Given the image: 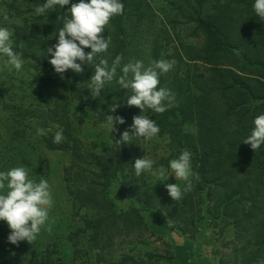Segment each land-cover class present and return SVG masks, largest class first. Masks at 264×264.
<instances>
[{
  "label": "trees",
  "instance_id": "16d2710c",
  "mask_svg": "<svg viewBox=\"0 0 264 264\" xmlns=\"http://www.w3.org/2000/svg\"><path fill=\"white\" fill-rule=\"evenodd\" d=\"M23 2L31 14L16 26L12 46L23 54L22 59L29 60L32 68L27 79L31 88L25 87L30 103L16 104L12 121L9 117L6 120L11 123L10 131L15 124L16 143L26 138V133L37 134L32 129V122L37 121L42 128L47 126L41 137L46 149L71 154V163L64 171L69 200L76 216L81 212L91 216L69 230L73 254L82 255L79 262L93 263V256L100 260L103 253L118 249L119 238L129 239L132 244L144 242L148 235L162 238L167 219L192 241L202 232L200 221L207 220L208 227L219 231L223 247L230 250L222 252L219 264H264V146L255 151L243 142L251 133L254 117L264 113V20L255 15L254 0L171 2L170 11L186 9L187 23H194L186 29L187 40L197 37L200 44L179 42V34L174 36L166 26L158 29L151 0H122V14L112 17L105 27L103 35L111 37L105 57L110 64L117 55L122 56L121 66L137 60L143 61L145 67L157 60L176 62L160 76L158 85L171 90L174 105L164 113L144 110L160 127L150 145L153 149L161 146V156L141 151L142 138L135 136H131V142L119 145L117 139L130 130L133 117L141 111L126 104L131 89H120L114 79L99 98L93 99L87 87L94 65H85L81 73L69 70L61 78L44 58L47 47L57 42L55 35L64 23V10L50 9L36 15L34 9L41 0H14L12 7L18 10L16 4ZM173 24L175 27V20ZM173 43L176 46L168 50ZM120 74L118 68L117 77ZM73 100L90 106L98 122H105L108 114L125 120L115 125L117 135L103 154L87 152L73 135L69 117ZM115 103V113H109ZM23 109L26 112H21ZM19 126L25 129L21 131ZM189 126L194 131H189ZM52 127L64 130L65 139L59 144L53 142L56 131H51ZM154 139L159 144H154ZM183 150L192 153L196 176L191 190L181 200L173 201L168 195L165 184L170 183L166 178L158 179L152 172L135 175L132 163L136 158L145 156L155 161L154 169H167L169 160ZM122 199H132L140 208L118 212L116 203ZM143 211L157 213L153 226L148 225ZM229 231L233 233L231 239L225 236ZM9 232L7 223L0 221V251L5 248L0 264L68 263L60 254L58 242L42 240L43 244L36 239L31 244L12 245L7 241ZM172 246L176 254H183L185 248L188 254L186 246ZM165 259L148 254L137 257L123 251L113 264H163Z\"/></svg>",
  "mask_w": 264,
  "mask_h": 264
},
{
  "label": "clouds",
  "instance_id": "9594fccd",
  "mask_svg": "<svg viewBox=\"0 0 264 264\" xmlns=\"http://www.w3.org/2000/svg\"><path fill=\"white\" fill-rule=\"evenodd\" d=\"M67 6V7H66ZM64 10V23L55 35L57 42L47 47L48 63L55 74L64 78L71 70L75 73L84 71V66L94 65V72L89 79L87 89L90 96L99 98L106 85L116 80L120 89H131L126 104L140 109V114L133 117L130 130L124 131L119 139L121 143L131 142V136L152 140L160 127L155 120L144 114L145 109L155 113H164L175 102L171 90L158 87L160 76L168 73L175 65V60H157L145 67L143 61L128 62L121 66L122 56L117 55L111 62L106 57L111 45V37L103 35L110 19L123 12L122 0H44L35 9L36 15H44L48 10ZM253 11L264 20V0H254ZM7 19V15L5 14ZM12 33L7 27L0 26V57H6V65L19 73L24 67L22 53L13 49ZM90 49V51H85ZM79 61V62H78ZM120 75L117 77V69ZM118 104L109 113H115ZM123 117L108 114L106 127L113 133L118 131L117 124H124ZM63 128H59L54 143H61L65 137ZM39 135H45L43 128L37 129ZM253 150L264 146V113L254 117L250 135L244 140ZM155 161L143 156L136 158L132 166L137 177L146 172L158 179L174 177L184 182L183 188L177 184H165L168 195L173 201L182 199L185 192L192 188V178L196 176L192 166V153L183 150L177 158L154 169ZM168 169L173 175H168ZM54 204L49 182L41 179L38 182L29 178V171L24 166L12 167L0 171V221H5L10 229L7 241L12 245L20 242L31 244L39 236L41 229L49 220V213Z\"/></svg>",
  "mask_w": 264,
  "mask_h": 264
},
{
  "label": "rangeland",
  "instance_id": "374dc122",
  "mask_svg": "<svg viewBox=\"0 0 264 264\" xmlns=\"http://www.w3.org/2000/svg\"><path fill=\"white\" fill-rule=\"evenodd\" d=\"M179 0H151L154 12L156 13V26L161 29L162 26H166L171 30L176 36L179 34V42L184 44H197L198 38L192 37L187 40L186 31L187 28L193 27L194 23H187L184 14L186 9L182 12H172L171 2H178ZM44 0H41L43 3ZM22 3V1H21ZM14 0H0V26L7 27L12 33L11 40L13 42L14 33L17 25H22L21 19L24 17H29L31 12L29 11L27 4H16L18 10L14 9L12 5ZM181 4V3H179ZM17 12V13H16ZM19 12V13H18ZM7 15V19L5 18ZM187 16V15H186ZM173 20L176 21V26L174 27ZM175 28V29H174ZM13 44V43H12ZM170 45L168 50L174 47ZM176 46V45H175ZM23 69L17 73L10 66L6 65V57H0V171H6L12 167L24 166L29 171V178L36 180L37 182L41 179H46L49 182L50 189L53 195L54 204L49 213V220L45 226L42 227L41 232L37 239L41 242L42 240L47 242H58L59 248L61 250V255L68 261L67 264H82L79 262V258L82 255H74V248L71 242L68 241L69 230L74 227L82 225V219L89 218L85 212H81L79 216L75 215L72 203L69 200V195L67 192V187L65 183V168L71 163L72 156L70 153L58 150H48L42 145L41 137L38 133L35 136L27 135L19 143H16L13 131L15 130V125L12 123L11 131L9 130L11 123H9L6 118L12 121L11 116L13 111L16 110L17 105L21 103L29 102L27 94L29 90L26 88H31L27 86L29 75L31 74L32 68L29 65V60H24ZM31 79V78H30ZM35 95V94H34ZM39 96H37L38 98ZM7 106L11 109L9 110ZM34 110H37L36 114L39 113V109L34 106ZM13 110V111H12ZM21 112H26L23 109ZM37 116V115H36ZM69 117L71 122L72 133L76 136L82 143L84 149L87 152L95 154H103L105 149L112 144L113 139L117 135V131L110 133L108 128L105 126V122H98L94 117V112L90 106L86 105L81 100H73L69 105ZM41 125V124H40ZM44 126L43 129H46ZM36 130L42 128L39 126L37 121L32 122V129ZM116 128V127H115ZM189 131H194L192 126L187 127ZM24 126H19V130L23 131ZM51 131H56L55 127L50 128ZM47 132V130H45ZM141 151L154 152L156 156H161L163 154L162 147H155L150 145V140L142 139ZM154 144H159V140L154 139ZM154 150V151H153ZM2 153V154H1ZM149 154V153H148ZM156 159V158H155ZM159 160V158H157ZM159 164V163H158ZM168 175H173L171 170H169ZM167 183L174 184L177 183L181 187L184 182L180 179H175L174 177H169L166 180ZM117 192V188L114 193ZM117 211H126L132 207L140 208V206L134 202L132 199H122L116 203ZM164 217L163 213H160ZM75 216V217H74ZM142 216L146 220L149 226H153V222L156 221L157 213L153 211H143ZM91 217V216H90ZM167 223L166 233L162 238L159 235L148 237L142 243H135L129 239H121L116 242L118 243V249L113 251H107L102 254L100 260L99 256H93L94 253L91 252L93 256V263L88 264H113L117 259L123 256V251H126L130 255H135L139 257H147L148 255L164 256L165 262L163 264H219L222 256V252H230L229 249L223 247V238H218L217 229L208 227V221H200L199 227L202 232H199L196 237L192 240L188 239L189 236L184 235L180 230H178L171 221L165 219ZM180 225H182L180 223ZM183 226V225H182ZM227 239H231L232 232H226ZM184 239L186 241V247L188 254L186 255V248L183 254H176L174 252L172 244L178 246V241ZM192 239V238H191ZM44 242H42L44 244ZM116 245V246H117ZM5 250V248H2ZM0 251V254L5 255L4 252ZM122 254H121V251ZM132 251V252H131ZM90 256L85 258L88 261ZM74 260V261H72ZM192 262H191V261Z\"/></svg>",
  "mask_w": 264,
  "mask_h": 264
},
{
  "label": "crops",
  "instance_id": "0c3cea01",
  "mask_svg": "<svg viewBox=\"0 0 264 264\" xmlns=\"http://www.w3.org/2000/svg\"><path fill=\"white\" fill-rule=\"evenodd\" d=\"M179 245L186 246V241L184 239H181L178 241ZM191 261V260H190ZM192 262V261H191Z\"/></svg>",
  "mask_w": 264,
  "mask_h": 264
}]
</instances>
